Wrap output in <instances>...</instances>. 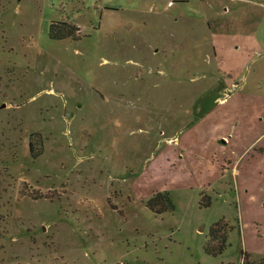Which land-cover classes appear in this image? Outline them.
Masks as SVG:
<instances>
[{
  "label": "rangeland",
  "instance_id": "rangeland-1",
  "mask_svg": "<svg viewBox=\"0 0 264 264\" xmlns=\"http://www.w3.org/2000/svg\"><path fill=\"white\" fill-rule=\"evenodd\" d=\"M244 254L264 257V0H0V264Z\"/></svg>",
  "mask_w": 264,
  "mask_h": 264
},
{
  "label": "trees",
  "instance_id": "trees-1",
  "mask_svg": "<svg viewBox=\"0 0 264 264\" xmlns=\"http://www.w3.org/2000/svg\"><path fill=\"white\" fill-rule=\"evenodd\" d=\"M60 39H63V38H60ZM157 203H159V202L156 200L155 196H153L148 201L147 207L151 211H153L154 213H156V214H162V213H165L167 211L173 210L172 205L169 204L168 207H167L166 205H164L163 200L162 201L160 200V203L159 204H157ZM156 205L157 206L158 205L159 206L161 205V207L159 209H156ZM210 236H212L214 238H217L218 237V232L217 231L215 232L214 230H211L210 231ZM224 247H225V236H224L223 242L221 243V245H220V247L218 249H216V250H209V248L207 246L205 250H206V253L207 254L217 255V254H220L222 252V250L224 249ZM241 264H264V257L262 259L258 260V261H252V260H249V257L246 254H244L242 256V262H241Z\"/></svg>",
  "mask_w": 264,
  "mask_h": 264
}]
</instances>
